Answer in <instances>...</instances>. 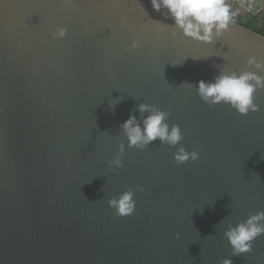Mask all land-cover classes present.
<instances>
[{"label": "water", "instance_id": "obj_1", "mask_svg": "<svg viewBox=\"0 0 264 264\" xmlns=\"http://www.w3.org/2000/svg\"><path fill=\"white\" fill-rule=\"evenodd\" d=\"M173 25L151 0H0V264H264V235L240 255L225 237L264 211V88L247 115L198 94L264 77V36L231 22L199 42ZM141 104L184 139L129 146ZM180 147L199 159L177 165ZM137 185L118 217L108 200Z\"/></svg>", "mask_w": 264, "mask_h": 264}, {"label": "clouds", "instance_id": "obj_2", "mask_svg": "<svg viewBox=\"0 0 264 264\" xmlns=\"http://www.w3.org/2000/svg\"><path fill=\"white\" fill-rule=\"evenodd\" d=\"M151 3L156 11L167 10L174 21L172 26L174 37L182 34L199 42H211L215 36L229 27L234 16L240 14V9L233 11V5L228 0H151ZM66 34L67 29L60 27L51 35L53 38H64ZM132 47L137 45L133 44ZM256 67L262 68L264 64L257 63ZM251 81H255V84ZM258 88H264V77L248 72L239 75L221 74L215 77L214 81L198 82V94L209 107L226 103L241 115L258 110L259 106L254 102V93ZM140 111L149 113L143 119L142 126L135 115H131L121 126L128 138L129 146L143 150L151 142L159 139L162 144L175 147L184 139L178 125L170 126L166 122L167 112L145 104L140 105ZM123 154L124 147L121 145L119 154L113 160H109L108 165L123 167ZM199 157L200 152H188L183 147L173 153L177 165L189 160L196 161ZM137 189L144 191L142 186L137 185L136 189L129 188L118 197L113 196L108 200V205L115 210V215L128 217L134 214ZM261 235H264V211L250 215L225 232L233 255L250 253L253 242ZM222 264H232V262L226 258Z\"/></svg>", "mask_w": 264, "mask_h": 264}, {"label": "built area", "instance_id": "obj_3", "mask_svg": "<svg viewBox=\"0 0 264 264\" xmlns=\"http://www.w3.org/2000/svg\"><path fill=\"white\" fill-rule=\"evenodd\" d=\"M235 6L241 8L244 13L264 23V1L263 0H229Z\"/></svg>", "mask_w": 264, "mask_h": 264}, {"label": "trees", "instance_id": "obj_4", "mask_svg": "<svg viewBox=\"0 0 264 264\" xmlns=\"http://www.w3.org/2000/svg\"><path fill=\"white\" fill-rule=\"evenodd\" d=\"M230 3V2H229ZM233 11L235 12L236 9L233 7ZM232 22L239 24L247 29H250L262 36H264V23H258L256 19L247 17L244 11H240L239 15L233 17Z\"/></svg>", "mask_w": 264, "mask_h": 264}, {"label": "crops", "instance_id": "obj_5", "mask_svg": "<svg viewBox=\"0 0 264 264\" xmlns=\"http://www.w3.org/2000/svg\"><path fill=\"white\" fill-rule=\"evenodd\" d=\"M264 1V0H263ZM228 2H230L229 0H228ZM232 4V3H231ZM233 5V4H232ZM233 7L235 8V9H240V11H242L243 12V10L241 9V8H239L238 6H235V5H233ZM247 17H249V16H247ZM258 23H262V22H260V21H257Z\"/></svg>", "mask_w": 264, "mask_h": 264}]
</instances>
